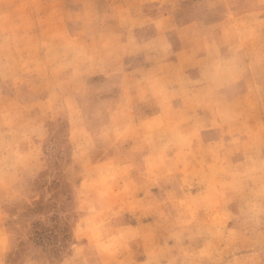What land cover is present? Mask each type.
Segmentation results:
<instances>
[{"label": "rangeland", "instance_id": "374dc122", "mask_svg": "<svg viewBox=\"0 0 264 264\" xmlns=\"http://www.w3.org/2000/svg\"><path fill=\"white\" fill-rule=\"evenodd\" d=\"M0 264H264V0H0Z\"/></svg>", "mask_w": 264, "mask_h": 264}]
</instances>
